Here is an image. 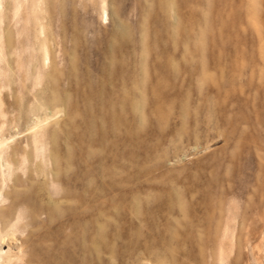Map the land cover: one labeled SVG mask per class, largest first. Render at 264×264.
I'll return each instance as SVG.
<instances>
[{
    "label": "rangeland",
    "instance_id": "374dc122",
    "mask_svg": "<svg viewBox=\"0 0 264 264\" xmlns=\"http://www.w3.org/2000/svg\"><path fill=\"white\" fill-rule=\"evenodd\" d=\"M0 190L22 264H264V0H0Z\"/></svg>",
    "mask_w": 264,
    "mask_h": 264
},
{
    "label": "bare ground",
    "instance_id": "6f19581e",
    "mask_svg": "<svg viewBox=\"0 0 264 264\" xmlns=\"http://www.w3.org/2000/svg\"><path fill=\"white\" fill-rule=\"evenodd\" d=\"M5 199H6L5 195L0 190V204L3 203L5 201ZM21 218H22V215L20 216L17 213L16 216L13 218V220L8 222L9 224L5 228L0 227V264H22L21 259H23L22 257L25 253V246L26 245H24V243H25L24 240L26 238L23 236L22 238H24V240L20 239L21 237L19 238L20 239L19 240L18 238L15 237V236H17V233L15 236H13L16 232L15 229H17V228H14V225ZM2 222H4V220H2ZM2 226L4 227L5 224ZM20 233H21V231L19 232V234ZM5 245H9L12 248H15V250L13 251L12 248H9V250H3ZM36 258L38 260L40 259L38 257H36ZM20 261H21V263H20Z\"/></svg>",
    "mask_w": 264,
    "mask_h": 264
}]
</instances>
